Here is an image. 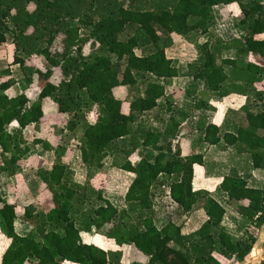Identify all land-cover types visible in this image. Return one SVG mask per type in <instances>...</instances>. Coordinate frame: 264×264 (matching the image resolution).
I'll return each instance as SVG.
<instances>
[{"label":"trees","instance_id":"obj_1","mask_svg":"<svg viewBox=\"0 0 264 264\" xmlns=\"http://www.w3.org/2000/svg\"><path fill=\"white\" fill-rule=\"evenodd\" d=\"M232 4L239 10L234 25L239 36L225 41L215 33L213 9ZM81 30L88 35L81 37ZM133 30L149 42L140 56L135 54L137 38H124ZM192 33L205 41L187 65L190 81L184 94L190 101L183 109L166 99L161 82L178 77L165 55L171 37ZM8 35L14 47L11 65L19 67L23 85L18 95H8L17 81L9 68L0 72V176L10 179L26 167L29 150L22 146L27 127L34 125L42 133L61 119L67 132L81 131L86 180L75 182L66 164L44 166L35 159L36 167L30 169L44 187L41 200L48 211L35 235H18L13 227L16 204L0 194V226L9 239L0 264H122L120 251L82 241L81 234L93 231L117 247H131L145 258L143 264L241 263L249 256L256 238L228 233L221 226L225 208L207 191H194L192 184L198 167L204 176L220 177L217 191L226 203L253 228L264 225V178L253 175L264 172V110H254L264 102L262 0H0V45ZM58 39L61 49L52 51ZM201 82L215 99L251 97V105L237 111L239 119L235 111L218 127L201 125V142L230 152L225 164L208 165L202 154L190 152L191 143L177 138L190 113L207 108L197 99ZM49 102L53 114L45 113ZM126 138L130 148L123 153L138 160L121 165L134 178L124 208L117 210L96 182L103 178V161ZM33 145L57 157L63 151L52 139L38 137ZM209 167L216 172H207ZM161 178L168 183L167 193L158 184ZM164 195L183 215L203 211L205 221L188 234L171 221L158 226L154 197ZM33 212L32 205L26 206L23 220L32 219Z\"/></svg>","mask_w":264,"mask_h":264},{"label":"rangeland","instance_id":"obj_2","mask_svg":"<svg viewBox=\"0 0 264 264\" xmlns=\"http://www.w3.org/2000/svg\"><path fill=\"white\" fill-rule=\"evenodd\" d=\"M264 3V0H262ZM213 15L215 19V33L221 37L223 40L228 41L233 38H238L239 33L235 29L234 25L236 22V17L239 15L238 7L235 4L229 5L228 7H215L213 9ZM75 22H72L74 25ZM81 37L88 35V31L81 30ZM129 36H135L138 40V49L135 50V54L140 56L149 46L148 39L140 31H129L126 32L124 38ZM61 39V37L59 38ZM59 39L55 41L52 51L56 49H61L59 45ZM205 41V38L199 33H192L186 38H180L178 36L171 37V43L165 50V55L167 58L172 59L176 68L178 70V77L175 79L162 81L161 83L165 87L166 99L172 104L178 105L183 109H188L186 105L190 99L185 98V90L190 81V75L187 70V65L195 61L198 57L197 47ZM56 45V46H55ZM56 47V48H55ZM89 46L84 49L85 53H88ZM14 59V47L11 44V36H7L6 43L0 45V72L6 68H9L13 78L17 81V84L8 92V95L14 96L20 93L21 86L23 85L22 73L17 65H11ZM252 58H248L251 60ZM198 100L207 103V108L192 111L189 118L181 123L178 129V139H183L191 143V151L196 153H204L205 150L209 149V145L205 142H201L203 136L204 126L215 125L220 126L225 119L226 115L232 117L231 112H237L242 106L251 105V97H243L239 95H231L222 99L213 98L206 90L204 83H199V92L197 96ZM47 105V103L45 104ZM254 110L261 111L264 110V102L255 107ZM46 114L55 113V107L52 103H48L45 108ZM242 116L240 112H237L236 119ZM235 117V116H234ZM91 122L90 116L87 118ZM60 119L58 123L48 124L46 126L45 132H38L34 125L27 127L23 131V137L25 140V145L23 148H28L29 154L24 158L25 168L18 171L14 177L10 179H5L0 176V194L9 200V202H14L16 204V216L17 219L14 221L13 227L15 233L21 236L28 234L35 235V228L41 222L43 215L48 211V205L45 204L41 199L44 196V187L40 180L36 176L35 170L30 168L36 167L37 154H39L42 149L40 146H34L33 140L36 138H45L56 140L58 144L62 147L60 156L57 157L54 152L52 164L62 163L69 166L73 172V180L77 183L83 184L86 180V170L80 160V138L81 131L71 134L67 132ZM135 126H132L131 132H134ZM222 145L223 142H222ZM118 151L112 155L108 156L103 161V178L96 182L102 188L103 197L107 199L117 210H122L124 208V196L127 191L128 186L133 180L134 176L127 173L121 169V165L128 161H137L136 156L126 158L123 151H127L130 148V140L126 138L118 143ZM218 155L224 157V164L228 162L229 157H231L230 152L221 150L218 146L212 147ZM185 149V148H184ZM187 150V149H186ZM213 157V155H211ZM40 160V159H39ZM42 162L44 166L47 162ZM208 161V160H207ZM220 162H208V165H221ZM1 165V159H0ZM203 168H197V177L202 176ZM205 169V168H204ZM207 172L214 173L216 168H206ZM254 177L262 181L264 178V172L254 174ZM163 188L164 193L168 191V183L165 178H161L159 183ZM25 189V190H24ZM217 195L225 202L222 204L225 209V217L223 219V224L225 229L231 232L234 237H241L245 233H251L255 238V244L249 256L241 263L235 260H225L220 259L222 264H260L264 261V225L260 229H255L250 225V222L240 218L237 214L235 207L233 205H228L225 198L216 191ZM32 205L34 212L33 218L30 220H23V213L26 206ZM201 211V210H199ZM199 211L193 212L190 215H183L181 210L172 203L168 196L164 195L161 198L154 197V216L155 219L159 221L158 226L162 223L171 221L182 226V233L188 234L193 232L198 226H200V215ZM198 212V213H197ZM195 213V214H194ZM81 239L84 243L94 244L98 247L104 248L106 250L120 251L122 254L121 263L130 264L131 262L137 261L140 263H145V258L137 253L134 249L129 246L117 247L113 241H109L105 237H102L96 232H91L88 234H81ZM9 245V239L6 237L4 230L0 226V257L4 250ZM116 247H115V246ZM29 264H36L30 262Z\"/></svg>","mask_w":264,"mask_h":264},{"label":"crops","instance_id":"obj_3","mask_svg":"<svg viewBox=\"0 0 264 264\" xmlns=\"http://www.w3.org/2000/svg\"><path fill=\"white\" fill-rule=\"evenodd\" d=\"M219 7H228V6H219ZM209 149L208 150H205L204 153H199V154H202L203 155V159H204V162L205 163H208V162H220L222 164H224V157H222V155H218L217 154V151L215 152V150L212 148L214 146H208ZM52 152H47V151H41L39 154H37V158H39L40 160L44 161V162H47V165H51L52 164V160H53V155H51ZM196 153V152H195ZM211 155H213V157H211ZM208 160V161H207ZM219 163V164H220ZM198 168H201V167H198ZM197 170V169H196ZM203 170V169H202ZM256 172H260V173H263V171H255L253 173V175L256 173ZM196 173V172H195ZM132 175V174H131ZM222 179L220 177H213V176H204L203 173H202V176L200 177H197V174H196V179L195 181L193 182L192 184V188L194 191H197V190H204V191H207L210 196L212 198H214L216 201H218L221 205L224 204L225 202L221 199V197H219L216 193L217 191V187L218 185L221 183ZM223 206V205H222ZM224 207V206H223ZM225 208V207H224ZM225 212H226V209H225ZM198 213V212H197ZM200 215H198V218H200V224H202L205 219H206V216L204 214L203 211H199ZM193 214V213H192ZM195 214V213H194ZM225 217V216H224ZM240 218L242 219H245L244 217L240 216ZM246 220V219H245ZM222 224H223V221H222ZM221 226L225 229L224 225ZM199 227V226H198ZM197 229V228H196ZM195 229V230H196ZM226 230V229H225ZM227 231V230H226ZM228 233L231 234V232L227 231ZM232 235V234H231ZM234 236V235H232ZM110 241V240H109ZM115 246V245H114ZM116 247V246H115Z\"/></svg>","mask_w":264,"mask_h":264}]
</instances>
